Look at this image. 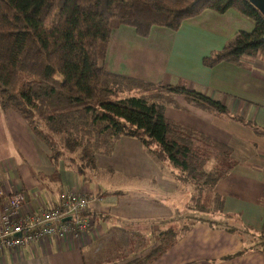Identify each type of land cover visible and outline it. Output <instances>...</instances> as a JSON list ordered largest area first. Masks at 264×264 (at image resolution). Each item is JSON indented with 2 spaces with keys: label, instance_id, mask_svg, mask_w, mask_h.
Masks as SVG:
<instances>
[{
  "label": "trees",
  "instance_id": "trees-1",
  "mask_svg": "<svg viewBox=\"0 0 264 264\" xmlns=\"http://www.w3.org/2000/svg\"><path fill=\"white\" fill-rule=\"evenodd\" d=\"M229 10L253 29L239 31L202 65L264 60V17L250 0H0V108L16 112L46 146L54 177L63 165L87 181L96 158L110 157L116 142L129 137L157 163L170 165L178 185L191 188L181 214L156 221L165 229L151 227L148 240L131 236L113 245L109 264H151L199 223L253 237L250 249L264 253V231L235 225L215 191L235 164L232 150L166 116L167 109H179L175 97L223 119L227 109L183 83L152 84L102 66L111 34L120 27L146 39L153 28L175 32L206 11ZM130 253L135 259L127 262Z\"/></svg>",
  "mask_w": 264,
  "mask_h": 264
},
{
  "label": "crops",
  "instance_id": "crops-1",
  "mask_svg": "<svg viewBox=\"0 0 264 264\" xmlns=\"http://www.w3.org/2000/svg\"><path fill=\"white\" fill-rule=\"evenodd\" d=\"M252 29L253 24L233 10L206 11L185 20L175 32L153 28L146 39L120 27L111 34L104 62L110 72L152 84L174 86L181 79L187 88L227 109L223 119L176 97L179 109H167L166 116L232 150L235 164L215 191L224 198V213L235 217V225L259 233L264 231V60L246 58L242 66L220 63L213 68L201 62L239 31ZM58 172L57 179L47 148L22 117L0 108V199L22 192L34 211L52 206L67 191L83 193L90 202L85 236L50 237L0 250V264H109L113 245L135 235L148 240L151 227L165 229L167 224L156 221L181 214L191 194L190 187L173 180L170 165L157 163L129 137L116 142L110 157L96 158L87 181L63 165ZM252 238L199 223L151 264H264V253L250 249ZM131 256L127 262L135 259Z\"/></svg>",
  "mask_w": 264,
  "mask_h": 264
},
{
  "label": "built area",
  "instance_id": "built-area-1",
  "mask_svg": "<svg viewBox=\"0 0 264 264\" xmlns=\"http://www.w3.org/2000/svg\"><path fill=\"white\" fill-rule=\"evenodd\" d=\"M89 203L83 193L67 191L52 206L34 211L22 192H11L0 199V250H15L50 237L85 236L90 227L85 216Z\"/></svg>",
  "mask_w": 264,
  "mask_h": 264
},
{
  "label": "water",
  "instance_id": "water-1",
  "mask_svg": "<svg viewBox=\"0 0 264 264\" xmlns=\"http://www.w3.org/2000/svg\"><path fill=\"white\" fill-rule=\"evenodd\" d=\"M250 3L262 14L264 17V0H250ZM69 219V218H67Z\"/></svg>",
  "mask_w": 264,
  "mask_h": 264
},
{
  "label": "rangeland",
  "instance_id": "rangeland-1",
  "mask_svg": "<svg viewBox=\"0 0 264 264\" xmlns=\"http://www.w3.org/2000/svg\"><path fill=\"white\" fill-rule=\"evenodd\" d=\"M232 39H233V38H232ZM232 39H231V40H232ZM102 66L105 67V63H104V62L102 63ZM105 68H106V67H105ZM177 79H178V78H177ZM178 83H179V84H182V83H184V82H183L181 79H179V80H178ZM178 98H181V99H182V97H177V99H178ZM177 99H176V97H175L176 102H177ZM177 104H178V103H177ZM26 124H27V123H26ZM27 125H28V124H27ZM28 127H29V126H28ZM30 130H31V129H30ZM32 133H33V132H32ZM33 134H34V133H33ZM34 136H35V135H34ZM35 137H36V136H35ZM36 138H37V137H36ZM37 139H38V138H37ZM38 140H39V139H38ZM39 141H40V140H39ZM40 142H41V141H40ZM44 146H45V145H44ZM45 147H46V146H45ZM47 150H48V149H47ZM48 156H49V151H48ZM115 185H120V182H119V183H116ZM112 187H114V186H112ZM178 227H181V225H178ZM176 230H178V229H176ZM135 236H138V237H137V240H140V238H141V237H139L140 235H135ZM148 245H149V244H148ZM148 248L150 249V246H148ZM112 256H113V255H112Z\"/></svg>",
  "mask_w": 264,
  "mask_h": 264
}]
</instances>
